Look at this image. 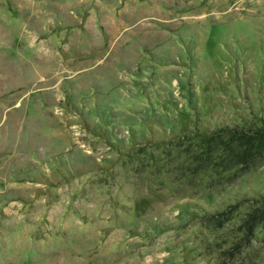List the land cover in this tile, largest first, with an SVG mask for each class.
I'll list each match as a JSON object with an SVG mask.
<instances>
[{
	"label": "rangeland",
	"instance_id": "374dc122",
	"mask_svg": "<svg viewBox=\"0 0 264 264\" xmlns=\"http://www.w3.org/2000/svg\"><path fill=\"white\" fill-rule=\"evenodd\" d=\"M261 128L264 0H0V264H264Z\"/></svg>",
	"mask_w": 264,
	"mask_h": 264
},
{
	"label": "trees",
	"instance_id": "16d2710c",
	"mask_svg": "<svg viewBox=\"0 0 264 264\" xmlns=\"http://www.w3.org/2000/svg\"><path fill=\"white\" fill-rule=\"evenodd\" d=\"M235 136L238 137L240 141H243L244 147H240L243 149V152L241 155H243L249 151L251 152V154L253 153L252 155L255 154V151L258 153L264 151V128H261V129L257 130L256 132L245 134L244 135L245 137L244 136L240 137L237 135H235ZM242 139H246V140H242ZM256 215L257 214H255V213H250L248 219L246 220V224L247 223L253 224V222H255V220H258V218H256ZM247 227L249 229V225Z\"/></svg>",
	"mask_w": 264,
	"mask_h": 264
},
{
	"label": "crops",
	"instance_id": "0c3cea01",
	"mask_svg": "<svg viewBox=\"0 0 264 264\" xmlns=\"http://www.w3.org/2000/svg\"><path fill=\"white\" fill-rule=\"evenodd\" d=\"M137 4V3H136ZM140 5V4H139ZM138 4L136 5L139 9L141 8V6H139Z\"/></svg>",
	"mask_w": 264,
	"mask_h": 264
}]
</instances>
